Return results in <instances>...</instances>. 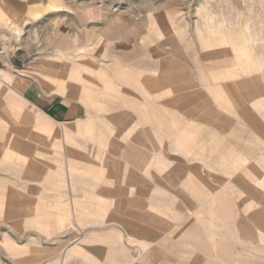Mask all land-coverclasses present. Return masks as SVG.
<instances>
[{
    "label": "rangeland",
    "instance_id": "374dc122",
    "mask_svg": "<svg viewBox=\"0 0 264 264\" xmlns=\"http://www.w3.org/2000/svg\"><path fill=\"white\" fill-rule=\"evenodd\" d=\"M0 14L20 22L16 38L0 29V166L21 149L62 213L58 199L100 214L130 204L140 217L110 220L176 229L187 211L191 223L221 211L199 232L236 227L238 257L264 263V0H0ZM16 85L76 121L24 110ZM26 170H0L3 199L37 187Z\"/></svg>",
    "mask_w": 264,
    "mask_h": 264
},
{
    "label": "crops",
    "instance_id": "0c3cea01",
    "mask_svg": "<svg viewBox=\"0 0 264 264\" xmlns=\"http://www.w3.org/2000/svg\"><path fill=\"white\" fill-rule=\"evenodd\" d=\"M64 96L66 95L62 97ZM23 99L32 104L29 98ZM39 111L53 122V126L60 124L63 119L76 121L75 111L61 101L43 105ZM46 134L49 137L56 136L54 129ZM5 149H8L7 145ZM11 150L16 152L17 157L14 159L17 161L10 157L11 160L1 165L0 170H6L9 165L17 171H25L26 168L23 177L32 179L31 184L37 187L29 189L31 194L28 195L20 189L12 188V194L5 195L6 199L1 197L3 194L0 188V224L5 225L0 227V264H249L247 252L238 257V249L248 251V240L238 241L236 227L230 228V225L223 228L234 232L227 234L220 231L218 235L206 236L199 232L205 228L206 217L222 221L221 211L216 215L206 216L198 210V220L192 223L187 211L183 214L187 220L181 222L176 229L173 222L165 223L159 229L155 225L156 220L152 226L141 225L139 220H124L123 224L121 221L118 223L110 220L115 217H140L141 208H131L130 204L122 205L123 209L116 208L118 205L110 206L100 211V214L99 211L90 209L91 206L88 208L87 199L80 203L79 208H74L76 205H73L72 199H58L54 203L68 207V210H64L65 213L60 208L50 210L56 206H45L43 176L37 174L35 177L34 173L28 172V166H24L22 162L28 164L29 158L24 157L26 155L21 149L11 147ZM1 154L5 155V152L0 151ZM75 200L78 203V199ZM163 216L166 220L172 218L168 214ZM93 217L101 220L94 222ZM68 218L73 221L78 218L90 221H86L84 226L76 227L77 224L73 226L69 224V220H64ZM154 218L156 219L155 215ZM230 218L232 219L231 216ZM213 224L219 226V222ZM73 230L81 232L80 241L70 242L72 236L69 235L75 234Z\"/></svg>",
    "mask_w": 264,
    "mask_h": 264
},
{
    "label": "bare ground",
    "instance_id": "6f19581e",
    "mask_svg": "<svg viewBox=\"0 0 264 264\" xmlns=\"http://www.w3.org/2000/svg\"><path fill=\"white\" fill-rule=\"evenodd\" d=\"M5 12V13H4ZM3 12V14L6 16V11H4ZM35 16H38L37 14L35 15ZM0 19H1V14H0ZM20 22H19V20L17 19V18H15V17H12V19H10V18H7V21L6 22H4V24L3 25H0V29L1 30H4V31H6L7 33H9L10 35H12L13 36V38H16V37H18L19 36V27H20ZM22 24L24 25V22H22ZM22 24H21V26H22ZM7 78H9L10 80L12 79L11 78V76H6ZM43 78V77H45V76H43V75H40V74H38V78ZM52 78V77H51ZM43 79H45V78H43ZM41 81V80H40ZM41 82H43V81H41ZM16 90H14L13 92H12V98H14L17 102H18V106H20V107H22L24 110H26V111H30V112H32V113H34V114H37L38 116H40V117H43L44 116V114H42L41 112H39L33 105H31V104H29V103H27V102H25V101H23L21 98H20V96H21V92H23L24 91V85L23 86H17L16 85ZM44 87H46L47 88V85L46 86H44ZM51 90H54L53 88H50ZM1 91V90H0ZM23 110V111H24ZM19 113V112H18Z\"/></svg>",
    "mask_w": 264,
    "mask_h": 264
}]
</instances>
